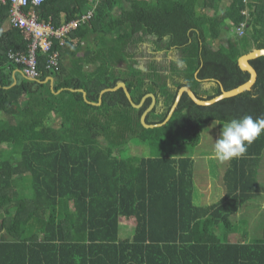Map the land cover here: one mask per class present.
<instances>
[{
  "label": "trees",
  "instance_id": "trees-1",
  "mask_svg": "<svg viewBox=\"0 0 264 264\" xmlns=\"http://www.w3.org/2000/svg\"><path fill=\"white\" fill-rule=\"evenodd\" d=\"M33 8L55 26L94 13L64 44L54 39L56 65L38 52L41 74L30 79L8 56L28 51L30 39L0 5V264H264V234L221 236L263 193L264 133L230 160L226 193L207 205L195 201V159L176 151L198 145L211 121L264 117V56L251 60L258 79L250 90L210 105L185 92L161 126L141 121L152 97L137 108L121 87L97 104L124 81L136 103L156 95L147 122L160 123L184 85L211 99L246 82L239 58L264 48V0H44ZM135 140L174 149L127 153ZM123 219L134 220L130 238Z\"/></svg>",
  "mask_w": 264,
  "mask_h": 264
},
{
  "label": "rangeland",
  "instance_id": "rangeland-1",
  "mask_svg": "<svg viewBox=\"0 0 264 264\" xmlns=\"http://www.w3.org/2000/svg\"><path fill=\"white\" fill-rule=\"evenodd\" d=\"M227 3V1H226ZM223 3L222 8H224ZM223 10V9H222ZM210 13L213 11L209 10ZM229 36L236 38L237 33L232 26L228 33ZM0 115H3L0 113ZM227 122L211 121L206 125L202 132L200 143L194 147L183 146L185 155H190L195 159V201L198 204L207 205L217 202L225 193L226 186L224 181V170L228 167L229 161H220L214 154V145L220 136L223 126ZM168 142V141H167ZM169 143L158 144L154 147L149 143H141L135 140L127 150V153H142L143 155H157L163 152L173 151ZM134 152V153H133ZM263 186V193L242 206L232 219L235 222L234 232H226L221 228V236L224 240H238L244 238L247 241H254L263 237L264 234V160L259 173ZM122 235L132 237L134 232V220H122Z\"/></svg>",
  "mask_w": 264,
  "mask_h": 264
},
{
  "label": "built area",
  "instance_id": "built-area-1",
  "mask_svg": "<svg viewBox=\"0 0 264 264\" xmlns=\"http://www.w3.org/2000/svg\"><path fill=\"white\" fill-rule=\"evenodd\" d=\"M44 0H0V5H10L11 24L26 32L30 39L28 51H9L8 56L15 63L20 64V69L27 77L37 78L40 76L38 52L46 54L48 67L56 65L59 57L58 50L53 49L54 39H59L61 44L72 31L83 27L92 17L94 11L88 10L81 16L63 21L60 26H55L52 21H41L34 5H39ZM246 13V11H243ZM245 23L237 27L239 34H243Z\"/></svg>",
  "mask_w": 264,
  "mask_h": 264
},
{
  "label": "water",
  "instance_id": "water-1",
  "mask_svg": "<svg viewBox=\"0 0 264 264\" xmlns=\"http://www.w3.org/2000/svg\"><path fill=\"white\" fill-rule=\"evenodd\" d=\"M260 56H264V48H255V49L251 50L250 52L243 54L239 58V65L242 69L248 71L251 74L249 80H247L246 82L242 83L241 85H239L233 89H230V90H226L223 88V91L221 94H219V95H217L211 99H201L196 95V93L193 91V89L190 86H188V85L182 86L178 91L175 102L172 105L171 110H170L167 118L163 122H160V123L151 124V123L147 122L148 113L155 107V105L157 103L156 95L154 93H148L142 98L140 103H136L133 100L131 92L129 91L127 84L124 81L119 82L115 87H109V88L102 90L101 96H100V101L97 104L102 103V101H103L102 95L106 91L116 90V89H119L121 87L124 88L128 98L131 100L132 104L137 108L142 107L148 97H152V99H153L152 103L145 110V112L142 114L141 121L146 127L161 126V125L167 123L169 121V119L172 117L173 113L175 112L176 108L178 107V105L181 101V98L185 92H187L196 103H198L200 105H210V104H213V103H215V102H217L223 98L235 96V95H237V94H239L245 90H250L258 79V71L254 67V65L251 63V60L254 58L260 57ZM30 79H33V78H30ZM49 80H51V84L53 85V81H54L53 77H49ZM80 90L84 93L85 99L89 102V100L87 99V91L84 89H80Z\"/></svg>",
  "mask_w": 264,
  "mask_h": 264
},
{
  "label": "clouds",
  "instance_id": "clouds-1",
  "mask_svg": "<svg viewBox=\"0 0 264 264\" xmlns=\"http://www.w3.org/2000/svg\"><path fill=\"white\" fill-rule=\"evenodd\" d=\"M264 133V117L246 115L227 122L214 145V154L220 161H229L247 152L255 140Z\"/></svg>",
  "mask_w": 264,
  "mask_h": 264
},
{
  "label": "crops",
  "instance_id": "crops-1",
  "mask_svg": "<svg viewBox=\"0 0 264 264\" xmlns=\"http://www.w3.org/2000/svg\"><path fill=\"white\" fill-rule=\"evenodd\" d=\"M19 71V70H18ZM17 72V71H16ZM53 83H54V81H53Z\"/></svg>",
  "mask_w": 264,
  "mask_h": 264
}]
</instances>
